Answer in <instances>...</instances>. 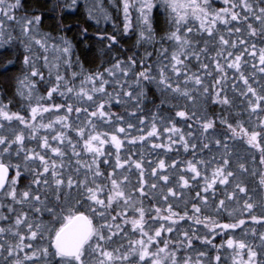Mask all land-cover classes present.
<instances>
[{
	"label": "snow or ice",
	"instance_id": "obj_1",
	"mask_svg": "<svg viewBox=\"0 0 264 264\" xmlns=\"http://www.w3.org/2000/svg\"><path fill=\"white\" fill-rule=\"evenodd\" d=\"M45 4L0 0V264H264V0Z\"/></svg>",
	"mask_w": 264,
	"mask_h": 264
},
{
	"label": "trees",
	"instance_id": "obj_2",
	"mask_svg": "<svg viewBox=\"0 0 264 264\" xmlns=\"http://www.w3.org/2000/svg\"><path fill=\"white\" fill-rule=\"evenodd\" d=\"M104 3L107 6L108 0H104ZM30 5L38 7L40 9H46L48 7V5L45 4V0H30ZM113 15L115 17V13L114 12H113ZM65 23H70V24H73V25L79 23L80 25H82L84 27H88L90 34H93V33H95L97 31V26L94 25V22H92V21L86 22V17L84 15L83 8H81V11L79 13H77L74 18L73 17H69L65 21ZM117 23L119 24V23H121V21L119 19H117ZM52 25H53V22L51 20H47L46 19L45 22H44L43 28H44L45 31H53L54 32L55 29H54V27H52ZM98 27H99L100 30H105L106 29L110 33L113 31L111 23L104 24L102 22ZM68 34L71 36L72 32H69ZM118 39H119V37H118ZM90 42L94 44V52L88 54L87 56H85L83 54V49L81 48V59L83 60L86 68L96 69L101 64V59L102 58L99 56V52H98V50H99V48L101 46L95 44L94 40L90 41ZM121 44L125 48H127V47H130V45L132 44V41L124 39V40H121ZM142 52H143V49H141V54H142ZM129 54H131V53H129ZM6 58H11V57L7 56ZM42 70L45 71V74L47 75V69H42ZM61 71H65V69L62 68ZM66 71L70 75L72 69H67ZM17 75H19V73H17V72H13L11 74V76L13 78L15 76H17ZM0 87L6 88L8 96L9 97H13V94H14V91H15V87H16L14 79H6L4 77H0ZM45 87L46 86L43 83H39L38 84V88H39V91H40L41 94L45 93ZM14 106H16V107L19 106V98L18 97H14ZM213 111H219V109H213ZM149 147L150 146H146L145 150H147ZM237 147L240 149L241 152L243 151L242 146L237 145ZM134 151H138V149H134ZM169 157L175 158L176 154L175 153H171V154H169ZM149 158L150 159H155L156 158V153H152V155ZM178 158L185 159V158H188V157H186L184 154L181 153ZM133 179H135V177H133ZM248 182H249L250 188H255V184L253 183L251 177L248 178ZM260 194H261L260 190L257 189V191L255 193L256 197L259 198ZM237 235H239V231H237ZM219 242H220V237H217L216 243H219ZM254 243L258 244L259 241L256 240V241H254ZM196 247H199V244H197ZM211 255L214 256L215 252H212ZM221 256H222V264H231L230 250L222 249L221 250Z\"/></svg>",
	"mask_w": 264,
	"mask_h": 264
}]
</instances>
